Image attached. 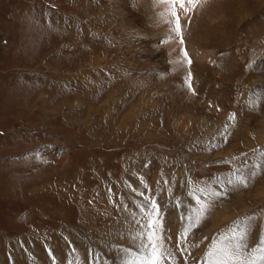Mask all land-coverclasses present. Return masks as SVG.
I'll list each match as a JSON object with an SVG mask.
<instances>
[{"label": "rangeland", "instance_id": "obj_1", "mask_svg": "<svg viewBox=\"0 0 264 264\" xmlns=\"http://www.w3.org/2000/svg\"><path fill=\"white\" fill-rule=\"evenodd\" d=\"M163 1L0 0V264H264V0Z\"/></svg>", "mask_w": 264, "mask_h": 264}, {"label": "snow or ice", "instance_id": "obj_2", "mask_svg": "<svg viewBox=\"0 0 264 264\" xmlns=\"http://www.w3.org/2000/svg\"><path fill=\"white\" fill-rule=\"evenodd\" d=\"M181 2V6H183V0H180ZM191 2H195V0H191ZM179 20L177 19V30H179ZM181 42H183L182 38H181ZM187 52H184V56L187 57ZM190 62V61H189ZM252 175L254 176L255 173L253 172ZM245 179L246 178H241L238 177L237 178V182L238 183H245ZM228 183H232V181H228ZM215 195H221V193H215ZM153 207L155 208V202H153ZM207 206L205 205L204 208H206ZM204 208H202V212L204 211ZM157 245L155 243L152 244V248H153V260L151 261V264H159V260L165 258V252H157ZM220 257H227L228 259H234V260H238L241 261V257H242V245L240 243H237L235 245V247L232 248H225V249H220L218 250L217 253ZM171 255V254H168ZM262 259H264V257H262ZM216 264H227V260L225 259H219L217 260ZM241 264H243V261H241Z\"/></svg>", "mask_w": 264, "mask_h": 264}, {"label": "bare ground", "instance_id": "obj_3", "mask_svg": "<svg viewBox=\"0 0 264 264\" xmlns=\"http://www.w3.org/2000/svg\"><path fill=\"white\" fill-rule=\"evenodd\" d=\"M153 1V0H152ZM155 1V0H154ZM159 1H161V0H159ZM157 2V1H156ZM169 1L168 0H164L163 1V3L161 4L160 3V5H159V7H160V9H161V12L163 13V12H165L166 10H167V12L166 13H168L169 12V7H170V5H169ZM153 4V3H152ZM162 10H164V11H162ZM175 16H177L176 14H175ZM177 20V19H176ZM163 29V33H166V34H170V32H169V27L168 26H165V27H163L162 28ZM74 44V43H73ZM68 77H72V76H68ZM45 113V112H44Z\"/></svg>", "mask_w": 264, "mask_h": 264}]
</instances>
